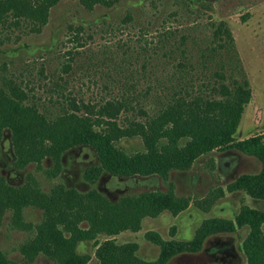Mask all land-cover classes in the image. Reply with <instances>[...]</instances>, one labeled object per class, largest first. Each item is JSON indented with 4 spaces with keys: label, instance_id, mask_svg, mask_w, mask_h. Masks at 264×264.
<instances>
[{
    "label": "rangeland",
    "instance_id": "374dc122",
    "mask_svg": "<svg viewBox=\"0 0 264 264\" xmlns=\"http://www.w3.org/2000/svg\"><path fill=\"white\" fill-rule=\"evenodd\" d=\"M115 1L110 8L96 6L88 11L78 0H62L50 10L48 23L39 34L23 28L0 35V86L5 80L13 82L31 94L37 106L48 108L52 114L59 110L48 102L56 96L50 89L60 80H64L65 93L86 102L117 98L130 86L136 91L150 86L153 90L139 104L152 110L155 98L168 95L166 90L177 83L179 74L175 65L181 38L190 64L185 79L195 84L215 80L214 73L222 71L226 53L213 55L210 49L216 27L225 23L233 38V56L239 60L237 67L231 63L224 70L226 82L245 78L252 92L234 138L242 141L264 133V0ZM128 17L130 20L124 23ZM78 26L83 28L87 42L70 62L69 75L65 76L67 51L74 49L68 40L69 28ZM164 29L172 34L162 38ZM6 36H10L8 40ZM238 67L243 75L238 73ZM120 145L128 152L143 148L138 139L123 140ZM13 163L10 136L4 131L0 140V175L10 186H21L32 175L44 193L61 185L79 193L94 189L110 201L146 191L168 190L167 182L157 176L122 178L103 173L95 184L87 183L84 172L98 165L95 151L88 146L66 151L61 157L60 172L54 177L48 175L54 167L50 159H45L39 168L28 165L19 169ZM260 170L257 159L235 149L200 157L190 170L171 172L168 178L176 196L191 199L187 210L176 217L165 212L155 219H145L140 231L124 232L113 238L120 244H136L138 257L154 262L160 256V249L148 240L150 232L166 242H188L207 219L234 221L243 205L264 211L263 204L242 191H227L228 185L240 176ZM41 220V211L34 208L23 211L25 224L36 225ZM31 234L14 228L10 213H6L0 218V252L17 264H54L43 256L33 263L23 258L19 248ZM247 235L245 227L229 234L212 235L204 240L199 252L179 253L167 264H246L241 249ZM92 243L77 246L78 253L92 257L88 264H96Z\"/></svg>",
    "mask_w": 264,
    "mask_h": 264
},
{
    "label": "trees",
    "instance_id": "16d2710c",
    "mask_svg": "<svg viewBox=\"0 0 264 264\" xmlns=\"http://www.w3.org/2000/svg\"><path fill=\"white\" fill-rule=\"evenodd\" d=\"M61 1L0 0V35L23 28L39 34L48 23L50 10ZM78 2L91 11L96 6L110 8L116 1ZM129 20L130 17L126 18L124 23ZM69 30L68 40L74 49L67 51L65 76L69 75L70 62L87 42L82 27ZM162 32V38L172 34L169 29ZM213 37L210 52L226 53L222 71L214 73L215 80L195 84L185 79L184 73L188 74L190 64L181 38L175 65L179 74L177 83L166 90L168 95L155 98L152 110L139 104L153 90L150 86L138 91L130 86L117 98L86 102L65 93L64 80H60L50 89L56 96L48 102L59 110L52 114L48 108L37 106L32 95L13 82L2 81L0 140L7 131L16 168L28 165L39 168L45 159H50L54 167L48 175L54 177L60 172L61 157L66 151L88 146L98 160L97 166L84 172V180L91 185L103 173L122 178L157 176L168 184L166 192L146 191L110 201L94 189L79 193L58 185L44 193L32 175L21 186L14 187L0 175V218L10 213L14 228L32 233L19 248L28 263L43 256L54 264H88L92 257L78 253L77 246L93 242L96 264H167L179 253L199 252L204 240L212 235L229 234L245 227L248 235L241 250L246 264H264V211L244 205L234 221L217 218L203 221L188 242H166L150 232L148 240L160 249V256L154 262L140 259L136 244H120L113 238L124 232L140 231L145 219H155L165 212L176 217L187 210L191 199L174 194L169 175L190 170L198 158L214 151L235 149L260 162L259 173L240 176L228 185L227 191H242L253 201L264 203V133L242 141L234 138L252 92L245 78L226 82L224 70L231 63L237 67L239 60L233 56V38L225 23L218 24ZM211 59L212 56L207 61ZM237 69L243 75L241 67ZM133 139L141 141L142 150L128 152L120 145L123 140ZM26 208L41 211V222L25 224L22 217ZM101 237L105 238L103 242L98 241ZM0 264L17 263L0 252Z\"/></svg>",
    "mask_w": 264,
    "mask_h": 264
},
{
    "label": "flooded vegetation",
    "instance_id": "af4514ba",
    "mask_svg": "<svg viewBox=\"0 0 264 264\" xmlns=\"http://www.w3.org/2000/svg\"><path fill=\"white\" fill-rule=\"evenodd\" d=\"M260 203L264 205V203H263V202H260Z\"/></svg>",
    "mask_w": 264,
    "mask_h": 264
}]
</instances>
